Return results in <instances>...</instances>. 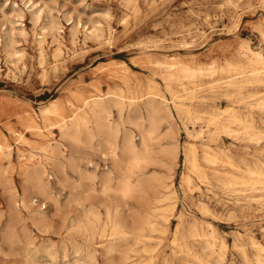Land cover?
Returning <instances> with one entry per match:
<instances>
[{"label":"rangeland","instance_id":"rangeland-1","mask_svg":"<svg viewBox=\"0 0 264 264\" xmlns=\"http://www.w3.org/2000/svg\"><path fill=\"white\" fill-rule=\"evenodd\" d=\"M42 37L41 50L39 41ZM56 41L60 42L62 53L54 58ZM239 41L248 42L253 50L264 56V0H0V130L9 138L10 152L14 157L12 182L17 190L13 198L0 185V208L3 209L0 216V264H45L49 262L48 252L52 255V264H118L120 260L119 251H115L109 261L98 255L95 263L83 252L86 234L75 223L80 220L83 225L84 214L79 202L86 188L85 182L79 181L76 174L68 173V179L52 183V196L56 199L46 200L43 205L29 201L26 196L32 193V188L28 186L23 192V181L19 177L22 161L15 156L17 148L23 145L10 138L7 127L16 129L19 134L30 117L42 126L41 109L51 101L58 103L60 109L64 108L70 92L79 95L80 90L101 73L100 70L103 73L111 66L123 65L131 83L139 77L143 81V92L148 86L147 78L151 77L163 90L161 81L153 76L163 61H178L190 66L217 61L226 65L227 58L231 63L226 65L229 75L240 78L241 72L246 70V60L232 57L231 50L225 51L228 57L211 54L214 49H229ZM13 51L19 52L20 57H14ZM204 80L216 83L219 78L205 77ZM233 86L230 85L228 90ZM100 88L108 89L104 84ZM244 90V94H257L251 101L253 106L237 108L236 111L243 117L251 111L255 127L264 131V108L261 110L255 101L264 96V86ZM181 95L184 105H200L190 89L182 90ZM227 106L234 105L225 100L209 102L201 107L198 117L190 116L184 121L197 130H206L209 114L217 107L225 109ZM50 114L48 119L53 123L56 117ZM52 131L58 133L57 129ZM25 136L28 137V133ZM186 141L199 143V139L186 136L180 128L179 158L171 172L177 193V210L185 213L188 221H194L200 233L207 231L208 223L213 226L215 238H210L214 244L212 255L206 258L209 251L203 250L199 243L194 248V253L203 257L199 261L179 249L180 240L172 244L176 224L175 217H172L166 236L151 233L153 238L147 243V250L138 249L137 264H257V257L264 260L263 192L259 189L250 191L249 186L238 184L222 191L218 183L238 174L232 169L228 175L208 185L188 173L192 178L190 189L185 183L181 187L180 176L183 173L187 176L188 172L183 166L181 151ZM198 151L201 156L200 148ZM32 153L41 155L37 150ZM245 158L251 166L264 159L258 155ZM153 170L159 175L163 172L160 166H151L148 171ZM81 182L82 187L75 188ZM76 195L80 198H73ZM142 197L144 194L134 189L127 198H119V202L138 208ZM200 206H206L210 213H203ZM30 215L35 219L39 217L40 221L34 225L28 219ZM14 219L18 222L14 223ZM7 224H17L18 228L25 224L38 252L30 251L31 246H26L20 237H12L11 241L3 243L2 232ZM249 237L262 250L255 249ZM222 241L226 248L220 247ZM124 247L122 245L118 250ZM220 254L223 259L219 262Z\"/></svg>","mask_w":264,"mask_h":264},{"label":"bare ground","instance_id":"bare-ground-1","mask_svg":"<svg viewBox=\"0 0 264 264\" xmlns=\"http://www.w3.org/2000/svg\"><path fill=\"white\" fill-rule=\"evenodd\" d=\"M43 40L42 37L39 41L40 48ZM56 42L54 58L62 53L60 42ZM226 50H231L232 57L247 61L240 78L229 75L226 65L231 63L227 58L226 65L217 61L196 66L163 61L157 67L160 70L153 73L161 81L163 90L150 76L143 92V81L139 77L131 83L123 65L111 66L103 73L100 70L101 73L80 90L79 95L70 92L64 108L60 109L58 103L51 101L41 109L42 126L30 117L19 134L16 129L7 127L10 138L23 145L17 148L15 156L22 161L19 177L23 181V192L28 186L32 188V193L26 196L30 202L43 205L46 200L56 199L52 196L51 185L54 181L58 184L62 178L68 179V173L76 174L79 181L85 182L86 190L79 202L84 221L83 225L80 220L75 224L86 234L83 252L94 263L98 255L109 261L113 253L119 251L118 264H137L138 249L147 250V243L153 238L151 233L166 236L172 217L176 221L172 244L180 240L179 249L199 261L203 257L194 253L199 243L203 250L209 251L206 258L212 255L214 244L210 238H215L213 226L208 223L207 231L200 233L194 221H188L186 214L177 210V193L171 172L179 158L180 128L186 136L199 139L198 145L188 141L182 145L183 166L188 172L187 176L184 173L180 176L181 187L185 183L190 189V175L208 185L228 175L232 169L238 174L218 183L222 191L238 184L249 186L250 191L259 189L264 194V159L251 166L245 158L257 155L264 158V131L255 127L251 111L244 117L236 111L237 108L253 106L251 101L257 94H244L245 88L264 86V56L246 41L230 45L229 49H214L211 54L228 57ZM12 54L20 57L17 51ZM146 60L152 64L149 57ZM205 77H218L219 80L206 83ZM101 84L108 87L107 91L100 88ZM230 85H234L232 90H228ZM186 89H190L200 105L183 104L181 91ZM221 100L234 106L215 108L216 111L209 114L206 130H197L184 121L190 116L198 117L201 107L209 102ZM255 101L262 110L264 96ZM50 113L56 117L53 123L48 119ZM198 148L202 151L201 156ZM33 150L40 151L41 155L32 153ZM10 151L9 138L0 130V185L14 198L17 190L12 182L14 157ZM151 166H160L163 172L159 175L156 170L148 171ZM81 187L82 182L75 185V188ZM134 189L144 194L142 204L138 208L120 204L119 198H127ZM77 196L73 198L79 199ZM107 201L111 203L107 204ZM200 210L210 213L206 206H200ZM2 213L0 208V216ZM28 219L34 225L40 221L34 215ZM16 221L14 219V223ZM12 237L22 238L26 246H31L30 251L38 252L25 224L19 228L17 224H7L2 232L3 243L11 241ZM249 241L255 249L262 250L252 237ZM122 245H125L123 250H118ZM220 247L226 248V244L222 241ZM47 257L49 262L45 264H52L50 252ZM218 258L219 262L222 261L223 254ZM256 262L264 264L259 257Z\"/></svg>","mask_w":264,"mask_h":264}]
</instances>
